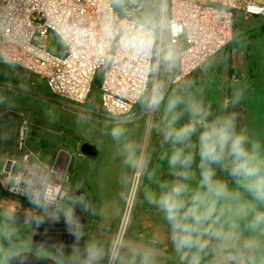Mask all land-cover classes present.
Instances as JSON below:
<instances>
[{
  "label": "built area",
  "instance_id": "built-area-1",
  "mask_svg": "<svg viewBox=\"0 0 264 264\" xmlns=\"http://www.w3.org/2000/svg\"><path fill=\"white\" fill-rule=\"evenodd\" d=\"M163 1L156 37L150 25L128 17L134 8L120 14L111 0H0V64L37 76L52 98L64 104L84 103L96 72L104 68L99 103L106 119L132 121L150 89L159 35L168 44L182 43L179 78L231 40L236 16L264 18V0ZM26 130L23 121L17 130L18 150ZM6 176L9 193L46 210L61 208L70 193L65 175L43 184L26 182L21 172Z\"/></svg>",
  "mask_w": 264,
  "mask_h": 264
},
{
  "label": "rangeland",
  "instance_id": "rangeland-1",
  "mask_svg": "<svg viewBox=\"0 0 264 264\" xmlns=\"http://www.w3.org/2000/svg\"><path fill=\"white\" fill-rule=\"evenodd\" d=\"M147 2L149 8H145L139 14V20L150 25L157 37L164 1L153 0ZM234 25L231 40L224 47L208 58L199 68L179 78L178 53L182 43L180 41L175 45L168 44L159 35V39H156V69L151 80L150 89L134 109V112H136L134 115L139 117L132 121L98 123L105 134H111L114 148L109 150L110 152L102 150L99 155L102 157V154L107 151L109 157L112 156L116 159L113 163V173L117 175L119 189L115 201L114 196H112L113 201L111 204L106 205V202L110 201L109 187H107L109 192L103 196L104 201H106L103 205L108 207L109 210V225L115 226L118 220L121 219V235L112 246L108 264L126 263L124 256H126L129 248L126 239L135 229L141 214L144 213L143 207L146 203L144 189L149 187L148 174L150 170L148 165V141L163 139V135L158 131V125L164 112V104H161L159 110H153L149 106L151 97L161 94L165 102L172 96L180 97L185 102L195 100L210 108L213 115L222 111L235 113L237 129L240 127V120L245 121L244 117L246 115L242 113L240 101L237 96H233V99L231 98L229 101L226 98L228 92H226L224 86L226 82H232V84H235L234 87L238 89L236 84L240 83L242 79L248 77L253 79L258 75L257 70L261 63H264V55L262 56L264 52V18L259 21L248 17L247 21H244V19L236 20ZM53 40L56 42L55 38ZM0 72L6 74V76H0V100H4L12 107L19 106L24 110L30 109L37 113L41 120H48L56 126L59 125L61 130L64 129L66 126L65 119L68 117L65 114L67 111L59 107L56 101L51 100L52 96L48 93L43 80L18 66L9 64H0ZM260 75L264 76V69L263 73L260 72L258 76ZM8 87L13 89H8ZM86 102L93 103L97 108L100 107L99 100L94 93H90ZM176 111L181 114L177 123V126H179L188 120L185 103H181ZM80 114L90 116L89 113L85 112ZM73 115L70 118L74 121L76 119V122L82 124L88 120L92 121L85 117H80V119L77 114L76 117L72 118ZM241 115L243 116L241 117ZM117 127L123 129V135L114 138L112 132ZM129 144L132 146L130 149L126 147ZM215 168L219 178L228 181L230 187L235 186L232 178L226 172L222 171L219 166H215ZM110 173L111 167L108 170L105 167L104 176ZM130 173H133V178L128 187L127 175ZM192 186L195 187V181H193ZM32 207L38 206L32 205ZM33 214L42 217L41 211H33ZM15 215L16 213L7 207L0 206V264H8L10 258L14 255L12 253L18 249L26 248V235L30 225L26 223L25 218L16 217ZM241 229L243 230V225H241ZM244 235L247 236L248 233L245 231ZM123 236L125 238L122 240ZM110 246L111 243L105 242L102 244V258L95 264L104 263ZM173 259L174 264H182L177 253ZM132 264H140V261L132 262ZM149 264H161V262L153 259L152 261L149 260Z\"/></svg>",
  "mask_w": 264,
  "mask_h": 264
},
{
  "label": "crops",
  "instance_id": "crops-1",
  "mask_svg": "<svg viewBox=\"0 0 264 264\" xmlns=\"http://www.w3.org/2000/svg\"><path fill=\"white\" fill-rule=\"evenodd\" d=\"M248 17L259 21L262 18L240 14L238 20L244 19V21H247ZM263 69L264 63L262 62L257 70L258 75L260 72L263 73ZM258 75L253 79L249 77L242 79L240 83L236 84L238 89L234 87L235 84H232V82H226L224 87L228 92L226 98L230 101L233 96H237L242 113L246 115L244 117L245 121L240 120L242 129L239 127L238 130L244 131L251 138L260 139L262 145H264V76ZM7 84L13 85L11 83ZM8 89L13 88L8 87ZM51 100L56 101L59 107L67 111L65 114L68 117L65 119L66 126L63 130L53 122L41 120L37 113L30 109L24 110L19 106L12 107L4 100H0L2 103H0V206L7 207L16 213V217L25 218L26 223L30 225L26 235V248L18 249L12 254L21 251H32L40 258H54L47 245L33 248L32 243L31 222L36 217L33 211H41L45 215L48 210L40 207H26L16 201L12 195H8L9 192L4 187L5 181H9L6 172L10 171L11 174L21 172L26 182L38 184L65 175L68 177L70 192L80 189L85 191L91 202V214L85 232L80 233L82 238L75 245L61 249L62 252L66 253V259L61 264H88L86 246L94 244L101 250V246L105 242L111 243L107 259L103 261V264H108L112 246L121 235V219L118 220L115 226L109 225V210L108 207L103 205L106 202L103 196L109 192L107 187L110 188V201L108 200L106 205L111 204L113 201L112 196H114L115 201L119 194L117 175L113 173V163L116 159L108 156L109 150L114 148L111 134H105L103 128L98 125V123L109 121L106 119L101 107L97 108L93 103L85 101L81 104H64L57 99L51 98ZM79 110L89 113L93 118L80 114L82 112ZM76 114L79 118H89L93 122L89 120L83 124L76 122V119L74 121L70 118L71 115H73L72 118L76 117ZM23 121L27 123V130L23 148L18 150L17 130ZM83 125L84 127H82ZM196 139L194 135L192 137L193 145L196 144ZM83 142L95 146L96 154L94 156L82 154L80 148ZM148 142L149 173L154 172L155 177L161 180H171L173 177L167 160L161 159V154L170 151L171 145L164 141V137L162 140ZM102 150L108 152H104L100 157L99 154ZM186 150L192 151L196 155L195 147ZM24 154L28 155L27 160L23 159ZM198 163L199 156L196 155L192 169L196 173L197 180L199 178ZM105 167H107V170L111 167V173L107 176H104ZM132 178L133 173L127 175L128 187ZM193 181L196 183V180ZM148 188L155 190L156 184L149 180ZM32 205L36 206L34 203ZM143 208L144 213L141 214L135 229L126 239L129 248L126 256H124L126 259L124 264L139 262V254L142 253H150V261L156 259L161 264H174L172 259L176 255V251L171 240L170 226L163 213L154 203H149L147 200ZM124 238L123 236L122 240Z\"/></svg>",
  "mask_w": 264,
  "mask_h": 264
},
{
  "label": "clouds",
  "instance_id": "clouds-1",
  "mask_svg": "<svg viewBox=\"0 0 264 264\" xmlns=\"http://www.w3.org/2000/svg\"><path fill=\"white\" fill-rule=\"evenodd\" d=\"M181 103H185L188 120L177 126L181 114L176 109ZM161 104L164 112L158 131L171 145L161 159L167 160L173 178L161 180L149 173L156 189L146 187L144 196L163 213L180 261L264 264V145L237 129L235 113L213 115L210 108L195 100L185 102L172 96L165 102L161 94L151 97L153 110H159ZM112 135L121 137L123 129L115 128ZM192 147L199 156L198 180L192 169L196 155L186 151ZM214 165L232 178L234 187L217 176ZM86 258L88 264H95L102 252L90 244ZM150 258V253L139 254L140 264H149Z\"/></svg>",
  "mask_w": 264,
  "mask_h": 264
},
{
  "label": "water",
  "instance_id": "water-1",
  "mask_svg": "<svg viewBox=\"0 0 264 264\" xmlns=\"http://www.w3.org/2000/svg\"><path fill=\"white\" fill-rule=\"evenodd\" d=\"M80 151L87 156H94L96 154V148L94 145L83 142L81 144ZM91 214V202L84 190H75L72 193L69 209L67 212V220L72 224L64 228V232L61 234V238H49V236H57V233L40 232V228L43 225H54L53 222L44 223L37 219H33L32 226V241L43 243H61L65 245H75L78 242V237L81 231H83L85 225L90 219ZM76 215L77 217H75ZM8 264H57V262L51 257H38L32 251H21L14 254L9 260Z\"/></svg>",
  "mask_w": 264,
  "mask_h": 264
},
{
  "label": "flooded vegetation",
  "instance_id": "flooded-vegetation-1",
  "mask_svg": "<svg viewBox=\"0 0 264 264\" xmlns=\"http://www.w3.org/2000/svg\"><path fill=\"white\" fill-rule=\"evenodd\" d=\"M73 192H70L69 197L66 199L65 204L57 209V210H48L46 211L45 215L42 213L41 216L42 217H38L36 216L34 219H37L41 222L44 223H49V222H53L54 225H43L40 228V232H49V233H57V236H49V238H61V234L64 232V228H66L67 226H70L72 223L69 222L67 220V212L69 209V203H70V199L72 196ZM75 217H77L76 215H74ZM86 227V225H85ZM84 227L83 231H81L82 233L85 232L86 228ZM80 232V233H81ZM33 234V231L32 233ZM82 238V235L79 234L78 240ZM33 243V248H38L39 246H48L49 250L52 254V256H54V260L57 262V264H61V262L63 260L66 259V253L62 252L61 249L62 248H66L70 245H65V244H61V243H43V242H34Z\"/></svg>",
  "mask_w": 264,
  "mask_h": 264
},
{
  "label": "trees",
  "instance_id": "trees-1",
  "mask_svg": "<svg viewBox=\"0 0 264 264\" xmlns=\"http://www.w3.org/2000/svg\"><path fill=\"white\" fill-rule=\"evenodd\" d=\"M147 1L151 2L153 0H132V1L130 0H111L114 8L120 14H123L124 9L132 10L134 8L133 13L128 14V17L130 19H137V20H139V17H140L139 14L142 13L145 10V8H149V4ZM238 18L239 16H236L235 21L238 20ZM233 26L235 28V25ZM103 71H104V68L98 69V71L96 72L94 76V80H93L92 88H91V93H94L95 97L98 98V100H99V87H100ZM0 76H6V74L4 72H0ZM9 194L12 195L16 201L20 202L24 206L26 207L32 206V202L30 200L25 199L20 196H15L11 193H8V195Z\"/></svg>",
  "mask_w": 264,
  "mask_h": 264
}]
</instances>
